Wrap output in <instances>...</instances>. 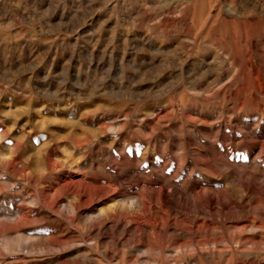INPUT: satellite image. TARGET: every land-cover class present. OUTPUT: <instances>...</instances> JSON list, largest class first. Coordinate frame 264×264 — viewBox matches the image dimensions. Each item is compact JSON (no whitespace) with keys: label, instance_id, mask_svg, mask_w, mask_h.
<instances>
[{"label":"rangeland","instance_id":"rangeland-1","mask_svg":"<svg viewBox=\"0 0 264 264\" xmlns=\"http://www.w3.org/2000/svg\"><path fill=\"white\" fill-rule=\"evenodd\" d=\"M0 264H264V0H0Z\"/></svg>","mask_w":264,"mask_h":264}]
</instances>
